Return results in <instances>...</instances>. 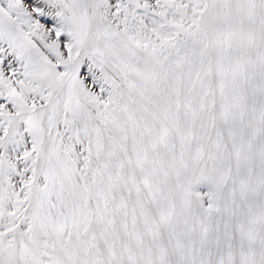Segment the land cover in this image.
<instances>
[{"label":"snow or ice","instance_id":"6c2138e0","mask_svg":"<svg viewBox=\"0 0 264 264\" xmlns=\"http://www.w3.org/2000/svg\"><path fill=\"white\" fill-rule=\"evenodd\" d=\"M0 264H264V0H0Z\"/></svg>","mask_w":264,"mask_h":264}]
</instances>
